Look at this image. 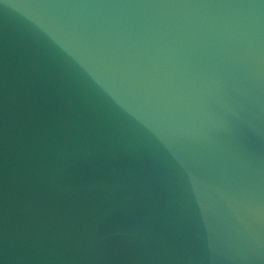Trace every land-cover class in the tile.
Returning <instances> with one entry per match:
<instances>
[{"label":"water","instance_id":"95a60500","mask_svg":"<svg viewBox=\"0 0 264 264\" xmlns=\"http://www.w3.org/2000/svg\"><path fill=\"white\" fill-rule=\"evenodd\" d=\"M0 264H264V0H0Z\"/></svg>","mask_w":264,"mask_h":264}]
</instances>
